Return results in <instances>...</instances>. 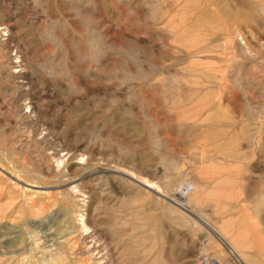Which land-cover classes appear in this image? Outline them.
I'll return each mask as SVG.
<instances>
[{
	"label": "bare ground",
	"instance_id": "bare-ground-1",
	"mask_svg": "<svg viewBox=\"0 0 264 264\" xmlns=\"http://www.w3.org/2000/svg\"><path fill=\"white\" fill-rule=\"evenodd\" d=\"M48 8H71L84 35L71 21L67 42L53 22L44 39L25 43L18 25L35 31ZM97 8H143L151 26L145 44L172 53L170 63L144 70L136 47L134 54L109 42ZM0 16L8 19L0 25V100L11 123L0 127V164L30 189H56L49 195L67 223L63 235H47L52 245L35 237L30 252L10 251L0 264H264V0H0ZM64 85L79 93L66 116L89 94L103 95L93 104L97 125L72 134L49 123L39 137L45 107L66 97ZM128 117L131 138L106 133V120ZM58 138L69 149L82 143V153H54ZM20 143L52 149L54 166L32 167ZM22 189L25 204L34 195ZM182 245L189 247L180 258Z\"/></svg>",
	"mask_w": 264,
	"mask_h": 264
},
{
	"label": "rangeland",
	"instance_id": "rangeland-1",
	"mask_svg": "<svg viewBox=\"0 0 264 264\" xmlns=\"http://www.w3.org/2000/svg\"><path fill=\"white\" fill-rule=\"evenodd\" d=\"M97 9L98 10L96 13V20L99 23V26H100V29L102 30V32L109 33L108 34L109 36H107L109 42L110 41L115 42V45L117 47L122 45V44H124L125 46L127 45L128 47L131 45L129 47V50L131 47H133L134 49H131L133 53H134L133 50H135L137 48V52L135 50L136 54L135 53L134 54L137 55V53L138 54L141 53L139 55L140 57L145 56L144 58H142L144 70H147L149 67L153 66V64H154V66L157 65V67H158V66H163L164 62L168 63V64L170 63L169 59L172 57V53H170L167 50L164 54H162V53L158 54L156 52V49L154 48L153 44H147V43L145 44V42L147 40V35H145L144 32L147 31L148 27H151V26L148 23V21L145 20V17L143 16V14L140 13V12H142L143 8H135V9L130 8L132 13H130L128 11L129 10L128 8H97ZM59 10H61V11H59ZM111 10H113L116 13L115 16L110 12ZM135 10L138 11V13ZM32 11H35V10L33 9ZM146 13H148V10L145 11V14ZM47 14L49 16L48 19L47 18L42 19V21L39 22L35 26V31L34 30L30 31L33 28H28V24L25 23V21H22L18 25L19 32H20L21 36H23L25 43L28 41H29L28 44L34 43L35 41H40V39H44L45 34L47 32H49L48 27H50V29L53 28V22L58 23L59 36L61 38H63L65 41L67 40V42L71 41V38H73L72 35L70 34V31H69L70 30L69 28L71 26V25L69 26V24H73V23H71V21H73L75 24L74 29L76 31V34L84 35L85 30L83 28L84 27L83 23H81L82 20L75 16V13L71 8H48ZM109 14H112V15L109 16ZM66 18H68L69 20ZM7 21H8L7 17L0 16V25L7 24L8 23ZM47 21H49V22H47ZM45 27H47V28H45ZM62 27L64 30L61 29ZM66 28L68 29V31H66L67 30ZM115 28L116 29L118 28V30L120 29L123 32L119 34L115 31ZM61 30H63V31L61 32ZM129 32H131L133 35ZM131 35L133 36V38L130 37ZM67 37L69 40L67 39ZM75 38H76V40H80V41L85 42V40L83 38H80V39H77V37H75ZM78 38H79V36H78ZM125 40L128 41L127 44H126ZM35 44H33V45H35ZM138 48H139V50H138ZM70 49H71L70 51L73 54L77 53V52H74L75 49L72 46L70 47ZM80 50L82 51L83 48H80ZM45 51L47 53H54L55 48L51 43H47V45H45ZM181 61H184V60L181 59ZM128 65H130L128 67L131 69V71L133 73H136L135 66L133 64H130V62L128 63ZM80 67L84 68L86 66L80 64ZM181 69L183 71H185L184 67H182ZM58 86H59V84H58ZM101 87H104V86L101 85ZM59 91L61 93H63L66 97L67 96H70V97H68V98L61 97L66 102L63 101V99L60 100V99H57L58 97H55L57 100L54 99L53 101H51V103L50 102L47 103V105H46L47 107H45V108L49 110V116L50 117H48L45 120L41 119L42 120V121L40 120L41 122L39 121V123H38L39 137L40 136L42 137L43 136L42 134H45L47 131H49L51 126L54 123L56 125L59 124L58 126H59L60 130L66 129L70 133H72L71 131H73L72 134H74V133L81 134V132L85 133L84 130H86V132H87L88 130L94 129L97 125L98 120H99V113L97 112L98 108L95 107V105H93V104L96 103L99 100V98H102L103 95L96 94V95L92 96L91 94H89V96H91V101H90L91 103L88 102V104H78L77 105L78 108L76 107V109H75V110H78L77 113L75 114L76 116H74L72 114H70L69 116H66V114L69 112V107L67 105L68 102H71L72 97L74 99L75 96H79V93L73 94V92H71L70 89L66 85L59 88ZM70 92L72 94H70ZM83 93L87 94V92H83ZM83 93H80V95ZM105 100H107V98H105ZM1 102H2V100H0V115L1 114H3V115H1L2 117L0 116V122L2 121L3 123L2 122L0 123V127H1V129L3 128V129H7V130H9L8 129V127H9L11 130V127H10L11 123H9L10 122L9 113L7 112V109L3 106L4 105L3 102L2 103ZM64 103H66V104L63 105ZM103 104L108 106V103H106V102H104ZM3 107H4V109H2ZM1 109H2V111H1ZM5 109H6V112H5ZM6 115H7V117H6ZM83 115H85V116L83 117ZM131 120H133V119H131V117H128V120L126 122H123V123H118L117 121L113 122V121L106 120L105 121L106 124L103 123V125L105 124L106 133L109 136L113 137L115 135L119 139L124 140V138H131V136L134 134V133H132L134 126H132L130 124ZM82 122H83V124H82ZM49 123H53V124H49ZM61 124H63V125H61ZM68 125H71V126H68ZM72 125H74V126H72ZM62 127H63V129H62ZM66 127H70L71 129L68 130V128H66ZM44 129H46V130L48 129V130L46 131ZM56 141H57V144L53 148V151H54V153H59L60 155H63V154L64 155H68V154L71 155V154L75 153V151H77L78 153H82L81 151H83L82 149H84L82 143L81 144L80 143L75 144L76 145L75 147L72 145V147H70V149H69V146H66L65 141L63 139L58 138V140H56ZM24 143H27L26 140ZM30 149L31 148L28 149V147L24 146V144H23V146L21 143L18 144L19 152L21 151L23 155H25L26 157H28L31 160V162L33 163L32 167H34V165H35V167H34L35 169L41 167L45 171H48L52 168V166H54L55 158L53 159V157H52L54 154L52 152V149H49V151L51 150L50 151L52 153V154L50 153L51 155L48 153L49 152L48 150L45 153H42L39 149H37V150L35 149L37 152L33 148L31 150ZM65 149L69 153L65 152L66 151ZM74 149H75V151H74ZM61 150H62V152H61ZM71 151H72V153H71ZM37 153H39V154H37ZM41 154H43V155L47 154L46 155L47 158L49 157L48 159L45 160V163H44V161L42 163H40L41 162L40 161V155ZM51 160H53V161H51ZM47 163H49V164H47ZM11 175L12 174L8 173L6 168L3 167L2 164H0V202H1L0 205H3V206H5V204L7 205L9 203V196L10 195H12V194H17V196L19 195L17 197V200L15 201V204L10 209H8L6 211V213L4 214L5 217L3 214L0 213V248H1L0 250H2V248H3V250L5 249L4 251L3 250L0 251V258L1 257L4 258L5 257L4 255L6 253H8L10 251L11 252L15 251L18 248H23L24 246H25L26 250H28L27 252H30L31 251L30 249L33 248L32 243L34 242L35 237L36 238L38 237L39 240H41V242L40 241L39 242L42 243V245L41 244L40 245L43 247H46L47 245L48 246L52 245L51 243H53V239L48 238L47 235H49L52 238H54V237L57 238V236L59 237V236H61V234L63 235L65 233L64 231H67V223L65 221V218L63 217V215L61 213H59L58 206L56 207L55 201L53 200L54 198H52L49 195L50 192L55 193L56 189H54V188H43V189L42 188H38V189L37 188H31L30 189V187L27 186L28 183H26L23 180L17 181V178L14 175H12V176ZM21 187L22 188L24 187L25 190H26V188L30 189V190H28V193H31L34 195V196H32V198L29 197V195H28L27 197L31 198V199H28V201L25 204H24V200L26 197L25 196L26 193L24 192V190ZM92 187H94V186L89 185V188L92 189ZM31 190L33 191V193L30 192ZM21 192H23V193H21ZM35 192H39V193L41 192V194H39L40 196H38V194H35ZM45 194H47V195H45ZM23 205H24L25 209L22 207ZM20 211H21V213H18ZM11 212H13V215ZM24 212H25V214H24ZM7 216L10 218H8ZM13 232H15V233H13ZM54 233H56L57 235ZM53 234H54V236H53ZM2 236H3V239H2ZM12 238L14 240L16 238V240L14 241ZM7 239H10V240H7ZM10 241H11V243H10ZM12 242H14L13 245H12ZM15 242H17V243H15ZM25 242H26V244H25ZM27 244H28L29 249L27 248ZM2 245H4V246H2ZM7 247H8V249H7ZM186 247L188 248L189 246H183V245L181 246V249L179 250L180 258L181 257L183 258L186 256V254L183 253L187 249ZM2 252H4V254ZM180 264H185V263L182 262ZM230 264H232V263H230Z\"/></svg>",
	"mask_w": 264,
	"mask_h": 264
}]
</instances>
